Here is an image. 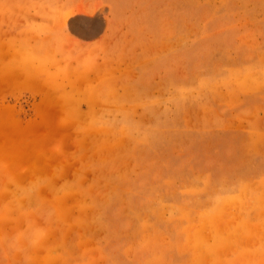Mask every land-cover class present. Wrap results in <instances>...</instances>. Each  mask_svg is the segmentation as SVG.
<instances>
[{
	"label": "rangeland",
	"instance_id": "1",
	"mask_svg": "<svg viewBox=\"0 0 264 264\" xmlns=\"http://www.w3.org/2000/svg\"><path fill=\"white\" fill-rule=\"evenodd\" d=\"M0 264H264V0H0Z\"/></svg>",
	"mask_w": 264,
	"mask_h": 264
}]
</instances>
